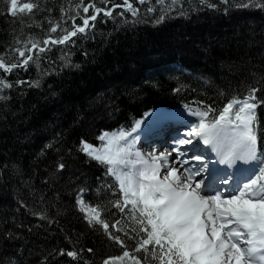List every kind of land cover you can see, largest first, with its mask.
<instances>
[{
  "label": "snow or ice",
  "instance_id": "1",
  "mask_svg": "<svg viewBox=\"0 0 264 264\" xmlns=\"http://www.w3.org/2000/svg\"><path fill=\"white\" fill-rule=\"evenodd\" d=\"M241 9L264 13V0H78L72 8L62 6L58 19L51 17L53 8L42 7L40 0H7L4 15L16 18L26 13L31 19L47 11L49 16L41 19L49 26L42 38L30 33L23 40L13 36L0 51V126L12 128L9 117L21 110L13 107L14 99L41 87L38 78L21 74L33 67L41 69L39 76L71 68L64 49L94 38L98 18L105 23L111 19L161 24L173 14L188 18L193 11L211 10L230 15ZM248 43L250 49L257 42ZM54 50L61 52L59 64L48 55ZM254 55L259 63H253V55L246 51L229 66V72H247L252 81L245 78L246 91L232 90L220 107L193 99L182 108H158L145 113L147 121L137 119L130 128L100 131L97 143L84 133L68 145L64 132H55L27 168L22 158L10 159L12 148H5L0 184L12 187L15 204L12 215L0 220L5 225L0 229V264H52L57 257L66 258V264H92L94 247L80 243L82 233L73 239L75 229L66 232L60 223L67 211L66 195L91 232L122 248L121 254L106 256L101 264H264V122L258 112L264 106V49ZM44 60L50 63L41 68ZM197 79L212 83L204 75ZM224 79L230 89L231 82L227 76ZM145 82L160 86L159 81ZM185 87L181 84L172 91L179 93ZM227 92L217 89L220 97ZM110 101L101 95L89 108L107 110ZM86 118V112L78 110L72 124L79 126ZM35 131L16 133L15 141L28 142ZM140 144L151 150L142 151ZM74 157L82 165L101 169V175L90 178L87 172L74 170ZM21 210L36 223L24 224L16 215ZM105 212L116 218L109 220ZM53 226L66 233L70 247L37 255L15 243L23 237L21 229L31 233L34 227L52 230ZM129 240L134 243L129 245Z\"/></svg>",
  "mask_w": 264,
  "mask_h": 264
},
{
  "label": "trees",
  "instance_id": "2",
  "mask_svg": "<svg viewBox=\"0 0 264 264\" xmlns=\"http://www.w3.org/2000/svg\"><path fill=\"white\" fill-rule=\"evenodd\" d=\"M40 2L42 7L46 4L53 8L51 17L58 19L62 6L72 8L78 0ZM187 2L191 3L192 0ZM6 3L7 0H0V51L12 41L13 36L23 40L29 33L36 38L46 34L49 25L41 18L49 16L47 11H40L31 19L26 13L12 18L4 15ZM183 6L187 7V3ZM94 31V38L80 40L64 49L73 65L71 68L59 69L58 74L49 72L39 76L41 69L33 67L29 73L21 74L38 78L41 87L29 89L23 97L13 100V107L21 110L17 116L9 117L11 129L0 126V160L5 158L4 149L11 147L8 157L22 158L27 168L35 153L55 132L63 131L68 145H74L84 133L90 142L97 143L96 137L100 131L130 128L143 112L153 108H182L184 103H191L193 99L215 102L214 106L220 107L230 98L232 90L240 94L246 91L242 83L245 78L252 81L247 72H229L232 62H237L246 51H250L253 63H259L254 54L264 49V13L258 10H233L230 15L211 10L193 11L188 18L173 14L172 18L161 24L145 20L133 25L131 21L125 24L111 19L105 23L98 18ZM251 39L257 43L249 49L248 41ZM57 49H63V46H57ZM48 55L57 64L60 63L59 50ZM49 63L48 60L42 61L41 68ZM200 75L211 78V85L199 81L197 77ZM225 76L231 82L230 89ZM145 81H159L160 86L153 87ZM181 84L187 87L179 93L172 91L173 87ZM217 89H227V95L218 96ZM52 90L56 91V95H50ZM101 95L111 97L107 110L89 108L93 102L98 103ZM113 107L115 111H112ZM78 110H83L87 115L79 126L72 124V118ZM258 112L264 122V106ZM32 129L36 131L30 141H15L16 133ZM71 166L74 170L87 172L90 178L102 173L101 169L82 165L78 157L72 159ZM64 200L67 211L60 216V223L66 232L75 229L73 239L82 233L80 243L94 247L92 264H101L102 258L122 253L119 245L112 244L102 234L88 229L79 214L71 208L67 195ZM14 204L12 187L0 184V220L12 215L10 209ZM16 215L24 224L36 223V218L23 210ZM105 216L109 220L116 218L111 212H105ZM8 226H11V222ZM4 227L0 223V229ZM20 231L24 233L23 237L15 243L25 244L36 250L37 255L52 248L70 247L64 239L66 233L55 226L52 230L34 227L31 233L23 229ZM133 243L128 241L129 245ZM52 264H66V258L57 257Z\"/></svg>",
  "mask_w": 264,
  "mask_h": 264
},
{
  "label": "bare ground",
  "instance_id": "3",
  "mask_svg": "<svg viewBox=\"0 0 264 264\" xmlns=\"http://www.w3.org/2000/svg\"><path fill=\"white\" fill-rule=\"evenodd\" d=\"M163 109H165V108H163ZM143 113H144V112H143ZM144 116H145V115H144ZM145 118H148V117L145 116ZM164 141H165V138H164V137H161V144H162V143H165ZM165 145L168 146L167 143H165L163 146H165ZM140 146H141V147H145V146H143V144H141ZM159 148H161V147L158 146V148H157L158 151H159ZM143 150H145V152H147V151H150L151 149H147V147H145V149H143Z\"/></svg>",
  "mask_w": 264,
  "mask_h": 264
},
{
  "label": "rangeland",
  "instance_id": "4",
  "mask_svg": "<svg viewBox=\"0 0 264 264\" xmlns=\"http://www.w3.org/2000/svg\"><path fill=\"white\" fill-rule=\"evenodd\" d=\"M143 118H144V120H146V121L148 120V118H145V116H144ZM157 148H158V147H157Z\"/></svg>",
  "mask_w": 264,
  "mask_h": 264
}]
</instances>
